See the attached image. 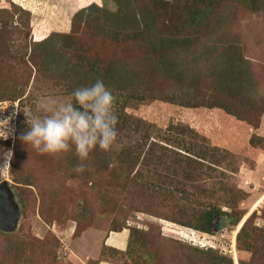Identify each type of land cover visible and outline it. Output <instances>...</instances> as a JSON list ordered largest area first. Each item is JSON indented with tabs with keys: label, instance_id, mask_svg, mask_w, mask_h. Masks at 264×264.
Segmentation results:
<instances>
[{
	"label": "rangeland",
	"instance_id": "374dc122",
	"mask_svg": "<svg viewBox=\"0 0 264 264\" xmlns=\"http://www.w3.org/2000/svg\"><path fill=\"white\" fill-rule=\"evenodd\" d=\"M92 1L109 12L127 3L0 0V118L19 110L10 121L14 133L0 138V181L18 209L15 227L0 230V264H74L78 252L87 254L122 225L130 227L126 250L108 249L121 263L264 264V0L214 1L192 46L207 52L211 41L212 56L221 53L228 68L219 69L217 58V73L199 72L197 82L193 74L204 67L189 68L181 85L145 63L143 54L153 53L144 38L107 33L95 10L88 17L101 27L84 24L89 11L72 27L75 11ZM142 3L170 16L168 27L195 4L130 0V9ZM180 24L175 29L192 34ZM116 60L137 79L120 81ZM243 65L250 85L235 79ZM87 74L115 97L113 145L94 148L84 161L71 141L59 154L24 145L18 138L30 127L24 114L42 120L69 103L78 108L72 93L89 83ZM211 102L221 107L205 105ZM80 163L85 168L76 171ZM211 207L221 210L211 231L193 227Z\"/></svg>",
	"mask_w": 264,
	"mask_h": 264
},
{
	"label": "trees",
	"instance_id": "16d2710c",
	"mask_svg": "<svg viewBox=\"0 0 264 264\" xmlns=\"http://www.w3.org/2000/svg\"><path fill=\"white\" fill-rule=\"evenodd\" d=\"M126 1V0H125ZM155 2H158V0H154ZM192 3H189L187 9H184V15L179 14L178 19L172 20L173 25L171 27H168L169 25L166 24V19H169L170 16L163 14L162 12L156 11L155 9H151L146 7L143 3L140 4L135 9H130V0H127V3L125 4L123 2H119L117 8L113 12H109L108 9H105L102 7V4H98L97 2H89L85 6H81L78 10L75 11V13L72 16V27L75 23L76 16L78 14H81L83 12L89 11L86 16L83 17L82 21L86 26H89V24L94 21L97 25L101 27V22L98 20H95L93 18H89L88 16L91 15V13L98 14V16L104 18L105 26H103L101 29L104 28V30H107V33H110L111 35L115 34H124L132 37H140L144 38L145 41L148 43L151 53H153L151 58H148V56H145L143 54L142 59L146 60V62H152L154 63V67L157 66L158 69L164 70L169 76L170 80L173 81V83L181 85L184 83L185 78H187L189 74V68L192 69V71H195L196 66L202 65L204 69L201 71H197L193 74V80L194 82H197V78L199 80V72L201 74H205L209 72L210 76H214L215 73H217V58L222 59L221 67L220 68H228V62L226 58H223V55L221 53L216 54V56H212V43L209 41L207 47L209 50L201 51L197 50L192 46L193 44L195 47H197V41L198 40V34L202 32V28L198 25L201 23V21L204 18L209 17L213 10L212 5L215 0H191ZM83 2V1H80ZM194 5V7H193ZM193 7V8H192ZM215 10V9H214ZM97 16V17H98ZM188 18L190 19V22L188 23ZM106 20V21H105ZM169 21H167L168 23ZM178 22H181L180 26H184V28L189 27L192 29V34H183L184 29H175L176 26H178ZM173 29L176 30L173 32ZM72 31V29H71ZM68 34L64 35V38L67 37ZM50 35H46L41 40H38L40 44H44L49 39ZM215 47V46H213ZM148 59V60H147ZM143 60V61H144ZM116 62L119 64L116 68V71L118 74H116V77L119 78L120 81H123L125 83V80L133 81V79H137V76L134 75V70H129V72L122 68L120 71V67H123L121 61ZM144 63V62H143ZM124 65V64H123ZM225 65V66H224ZM84 67H81L80 70H82ZM163 68V69H161ZM92 73V69H88ZM213 70L216 72L213 73ZM219 71V70H218ZM89 79V83L85 86H90L93 84L97 77L96 75L87 74ZM89 75L91 76L89 77ZM197 76V78H196ZM92 79V81H91ZM236 80H243L244 83H248L252 81V74L250 70H248L247 67H244V65L239 68V71L237 72L235 76ZM230 84V83H229ZM250 85V83H248ZM249 87H246L245 90H248ZM243 90V89H242ZM243 90V91H245ZM203 105V104H202ZM209 107H221L219 104H216L214 102L205 104ZM221 213V210L216 207H211L208 209H205L202 211L201 217L197 219L198 224H194L193 227H197L198 229H201L203 231L209 232L211 231L212 221L213 217L216 215H219ZM185 225H192L190 221H184ZM123 228H127L129 230L128 238L130 235V227L122 225L120 229L114 230L119 231ZM139 229V228H137ZM247 234L245 228H240L238 234L240 233ZM248 243V242H247ZM198 246V245H197ZM127 248V246H126ZM125 248V250H126ZM218 247H209L206 250H210V252L217 251L218 254L224 255L225 253H222L217 250ZM199 249V246L198 248ZM203 249V248H201ZM123 250V251H125ZM205 250V249H204ZM215 250V251H213ZM118 251L117 252H123ZM213 253V254H214ZM213 254L211 256H213ZM218 254H215L218 255ZM227 255V254H225ZM230 256V255H229ZM71 259V258H70ZM232 258H229V261L231 262ZM72 261L75 262V259L72 258ZM92 262V264H96L93 260H88V263ZM125 264V263H124Z\"/></svg>",
	"mask_w": 264,
	"mask_h": 264
},
{
	"label": "clouds",
	"instance_id": "9594fccd",
	"mask_svg": "<svg viewBox=\"0 0 264 264\" xmlns=\"http://www.w3.org/2000/svg\"><path fill=\"white\" fill-rule=\"evenodd\" d=\"M72 95L78 108L69 103L42 120L36 118L31 111L24 114L30 127L19 135V140L40 153L55 154L68 151L71 141L81 161L88 159L94 148L108 150L117 137L118 117L112 111L114 95L101 79L90 86L76 88ZM15 111H19L18 108ZM15 111L0 118V138L6 139L14 133V126L10 121L14 118ZM5 156L10 160L11 150ZM84 168L83 163L76 165V171H83Z\"/></svg>",
	"mask_w": 264,
	"mask_h": 264
},
{
	"label": "crops",
	"instance_id": "0c3cea01",
	"mask_svg": "<svg viewBox=\"0 0 264 264\" xmlns=\"http://www.w3.org/2000/svg\"><path fill=\"white\" fill-rule=\"evenodd\" d=\"M89 230V229H87ZM87 230L83 231L85 233ZM92 233L99 235L101 234L98 230H91ZM80 234L76 237H81L83 234ZM103 234V233H102ZM129 230L127 228H123L119 231L109 230L107 233L100 239L99 244L92 247L91 250L87 254H81L78 251L70 249V253L75 255V252H78V260H75L74 264H89L88 260H93L96 264H124L118 262L114 258L111 257V253L108 249H115L118 251L125 250L127 239H128ZM70 238L71 239H74ZM70 242V241H69ZM104 253V254H102ZM120 253V252H119Z\"/></svg>",
	"mask_w": 264,
	"mask_h": 264
},
{
	"label": "water",
	"instance_id": "95a60500",
	"mask_svg": "<svg viewBox=\"0 0 264 264\" xmlns=\"http://www.w3.org/2000/svg\"><path fill=\"white\" fill-rule=\"evenodd\" d=\"M12 194L7 188L6 181H0V230L8 231L15 227L18 217L16 203L11 198ZM217 217H213V225ZM216 224V223H215Z\"/></svg>",
	"mask_w": 264,
	"mask_h": 264
},
{
	"label": "built area",
	"instance_id": "2783aa9c",
	"mask_svg": "<svg viewBox=\"0 0 264 264\" xmlns=\"http://www.w3.org/2000/svg\"><path fill=\"white\" fill-rule=\"evenodd\" d=\"M203 245V244H202ZM209 246H211V244H208ZM233 246V245H232Z\"/></svg>",
	"mask_w": 264,
	"mask_h": 264
}]
</instances>
